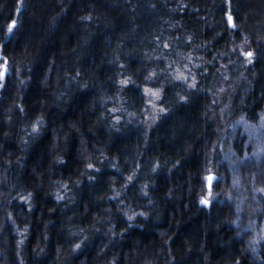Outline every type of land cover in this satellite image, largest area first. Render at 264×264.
Listing matches in <instances>:
<instances>
[{"label": "trees", "instance_id": "1", "mask_svg": "<svg viewBox=\"0 0 264 264\" xmlns=\"http://www.w3.org/2000/svg\"><path fill=\"white\" fill-rule=\"evenodd\" d=\"M189 53L155 127L114 119ZM0 55V264H264L202 203L222 119L264 113V0H0Z\"/></svg>", "mask_w": 264, "mask_h": 264}, {"label": "rangeland", "instance_id": "2", "mask_svg": "<svg viewBox=\"0 0 264 264\" xmlns=\"http://www.w3.org/2000/svg\"><path fill=\"white\" fill-rule=\"evenodd\" d=\"M242 50V55L248 60L253 57V54L251 57L247 56L243 47ZM178 60L171 61L163 70L158 67L149 70L141 90L143 101L137 102L138 105H131L135 106L131 111L122 110L126 108L120 105V96H117L119 100H114L111 107L112 113L116 115L114 119L119 122L122 119L126 124L142 127L147 132L155 127L166 113L162 104L165 85L163 86L159 77L166 74L168 80L171 79L174 84L182 82L190 87L196 83L195 75L198 67L193 68V64L199 65L195 62L196 55L193 56L191 53L180 55ZM7 72L6 63L0 55V74L5 75ZM223 93L224 90H221L217 96L218 104H223V100L229 97L228 94L226 97L223 96ZM120 112L121 115H118L120 117H117ZM226 116L222 119L223 128L217 145L223 156L219 164L226 161L229 166L228 173H220L217 167L206 172L203 179L209 192L205 198L208 202L216 200L219 203L227 202L232 206L233 214L230 218L232 226L237 228L240 236L249 242L251 252L259 253V249L264 246V191H262L264 189V113L256 122L250 123L242 118L233 125L226 123L230 118L229 115ZM224 139L230 144L227 153L222 145ZM233 143L239 145L240 152ZM212 174L215 176L209 179ZM205 205L209 204L205 203Z\"/></svg>", "mask_w": 264, "mask_h": 264}, {"label": "snow or ice", "instance_id": "3", "mask_svg": "<svg viewBox=\"0 0 264 264\" xmlns=\"http://www.w3.org/2000/svg\"><path fill=\"white\" fill-rule=\"evenodd\" d=\"M228 20L231 22L232 17L229 16V17H228ZM14 23H15V22H13L12 25L9 26V28H8V31H9V32L12 31V27L14 26ZM246 55L249 56V57H251L252 53L249 52V53H247ZM89 167H91V165H89ZM209 179H212V177L210 176ZM262 191H264V189H262ZM202 203H208V201H207V200H202Z\"/></svg>", "mask_w": 264, "mask_h": 264}, {"label": "water", "instance_id": "4", "mask_svg": "<svg viewBox=\"0 0 264 264\" xmlns=\"http://www.w3.org/2000/svg\"><path fill=\"white\" fill-rule=\"evenodd\" d=\"M229 16H231V15L228 14V17H229ZM231 17H232V16H231ZM229 24H230L232 27L234 26L232 20H231V22L229 21ZM214 176H215L214 174L211 175V177H214ZM208 187H209V186H208Z\"/></svg>", "mask_w": 264, "mask_h": 264}]
</instances>
